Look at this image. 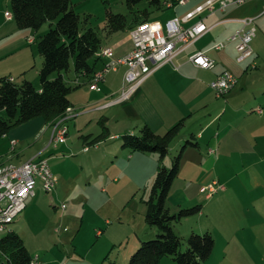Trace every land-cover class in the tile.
<instances>
[{
  "label": "rangeland",
  "instance_id": "obj_1",
  "mask_svg": "<svg viewBox=\"0 0 264 264\" xmlns=\"http://www.w3.org/2000/svg\"><path fill=\"white\" fill-rule=\"evenodd\" d=\"M194 1L191 0L190 4ZM71 2L80 18H86L84 24L92 27L102 41L106 35L104 19L107 10L123 14L126 18L124 28L129 31L135 22L142 19L138 15L145 10L147 21L152 25H163L172 11L165 6H150L147 0H141L131 8L127 6L126 0ZM244 5L234 15L255 16L261 10L256 7L241 13ZM5 11L11 13L10 0H0V59L7 58L0 67L16 72L25 61L27 76L38 77L37 69L42 58L36 42L49 25L45 22L37 30L20 28L12 16L6 19ZM254 25L257 32L250 42L253 52L247 60H236V43L220 51L222 56L219 62L226 64L238 79L231 90L218 96L222 100L245 82L250 88L249 91L256 96L254 99L250 93L248 101L264 105V17L257 18ZM240 27V23L233 22L218 25L197 44L207 47L224 42L227 36ZM231 30L233 32L225 36ZM3 31L5 33L1 34ZM208 52L212 54L214 51ZM220 63L215 62L211 68L200 73L182 71L181 75L185 76L184 81L197 76L207 80ZM8 71L5 74L9 76ZM11 75L16 78L15 82L24 78L23 74ZM74 77L70 64L64 78L71 84L70 80ZM204 84L202 83L198 93L214 98V92ZM34 85L37 86V83ZM245 106L240 110L249 111L250 105ZM240 110L238 121L235 122L238 127L246 125L244 112ZM229 111L230 108L226 107V117L229 116ZM78 115V118L66 121L67 133L64 142H55L52 132L50 137V129L42 130L36 136L31 134L40 119H43L42 116L11 126L5 134H0V161L16 163L39 155L47 159L57 177L56 186L51 192L46 193L37 188L36 195L26 200V207L9 228L22 238L32 256H38L40 264H127L131 252L137 247L138 237H152L148 236L150 227L144 221L145 199L155 176L156 165H170V151L162 160L157 153V157L153 158L146 154L148 152L139 151L130 159V150L121 147V134L116 139L106 134L95 146L85 140V137L102 135L105 128L111 125L105 120L101 123L99 115L89 114L84 110H79ZM0 116H5L3 111H0ZM54 123L49 122L51 128ZM184 131V127H181L180 134H184ZM176 139L178 138L173 141ZM12 141L16 144L12 145ZM85 146L87 149H84ZM173 147L172 143L171 150ZM176 148L172 154L177 152L179 145ZM242 163L245 162L237 165ZM191 164L190 161H182V170L175 180V185H182L180 183L184 182L189 197L195 195V189L200 188L203 181L197 175L198 171L195 173V170H187L186 167ZM253 166L258 172L254 177L241 173L233 181L220 182L215 179L224 188L212 192L210 200L205 199L204 194L196 197L202 205L201 214L194 213L174 223L173 230L181 239V249H184V240L191 228L195 232L199 230L198 233L205 230L203 226L209 228L214 237V246L202 264H264V156H258L253 161ZM251 183L250 188L248 184ZM225 187L226 191H222ZM168 206L170 207L169 204ZM170 208L171 212L179 209L175 205ZM160 264L177 263L170 257L162 256Z\"/></svg>",
  "mask_w": 264,
  "mask_h": 264
},
{
  "label": "crops",
  "instance_id": "obj_2",
  "mask_svg": "<svg viewBox=\"0 0 264 264\" xmlns=\"http://www.w3.org/2000/svg\"><path fill=\"white\" fill-rule=\"evenodd\" d=\"M163 1L165 0H162V3ZM204 1L205 0H195L193 4H190L191 0H186L183 4L176 3L172 6L165 7L172 9L171 14L169 15L171 18L182 17L185 13L191 11ZM244 4L227 7L224 11L216 10L211 13L204 11L185 22L184 24L189 26L198 20H202L209 29L183 53L175 58L174 63L176 68L171 64H164L156 69L141 84L138 91L128 101L107 107L103 106L104 103H106V101L118 90L122 81V75L125 69L124 66H121L117 71L110 72L106 75L105 80L100 84V91L92 90L86 83L87 77H81L80 79L83 83L74 88L69 94L71 108L73 109L72 116L69 119L74 117L78 118L79 110H84V112H89V114H97V116L99 115L100 117L101 123L105 120L107 124L111 125L110 127L107 126L106 130L109 137L114 139L124 133L135 134L145 124L156 132L163 133L176 122L183 120L182 127H184L186 131L183 132L184 134H180L179 132L178 139L173 141L174 147L172 150L171 148L169 150L170 155L173 153L172 151H175L174 149H177V145L180 146V143L185 140L189 133H194V139L197 141V146L193 147L188 145L184 148L177 176H179V173L182 170V161H190L192 164L186 167L187 170H195V173L198 171L197 175L201 177L203 181L201 182L202 184L200 188L195 189V195L189 197L187 190L184 188V182L180 183L182 185H175L176 176L173 180L167 200L170 207L173 205L176 207L178 206V208L199 205L200 211L198 214H201L202 205L198 202L196 197L198 195L200 196V194H204L205 199L210 200L211 198V196H206L202 190L204 185L215 179L220 182L233 181V179H237L239 177L238 175L241 173L244 175L247 174L248 177L258 175L257 169L253 166V161L257 159L258 156H264V105H259L258 103L255 104V101H248V97L252 92L249 91L250 88L245 82L236 90L229 92L225 100L220 99V97L216 95L212 98L207 96L204 97V95L198 93L202 83H205L204 85L211 89L209 87L210 80L215 78L223 70H228L232 73L234 72L229 70V68L225 66L226 64L219 62L221 61L220 58L222 56L220 51L225 50L227 46L232 43L228 42L221 50H215L211 48V44L206 47L198 45L197 42L206 33L218 25L232 22L240 23L238 19L244 17V15L237 16L234 14L235 11L243 5L244 7L241 13H245V11L256 7L261 8V10L264 9V0H247ZM163 7L164 6L160 8ZM147 17L148 16L146 15V18ZM259 17L264 16H258L257 18ZM232 32L233 31L231 30L225 36ZM4 33L5 31L1 32V34ZM101 46H111L115 56L129 52L132 49L129 30L123 28L111 33H106L104 40H101ZM197 50H204L207 54H209V50L214 51L209 55L215 60V62H217V64L220 63L221 65L217 66L214 73L210 75L207 80H203L199 78L200 76H197L195 79L190 78L184 81L185 78L183 77L185 76L181 75L182 71H194L195 73L205 71L204 68H198L192 65L187 58L190 53ZM6 60V57L1 58L0 64ZM105 60V58L97 57L96 59L92 58L90 62L93 69L96 70L101 67ZM23 63L22 66H20V69L16 72H13V70L10 69L8 71L5 67H0V76H7L15 80L16 78L11 74H23L24 78L31 80L34 84L37 83V86L33 85L39 89L40 84L38 77H36V75L27 76L25 68L27 63H25V61ZM7 71L10 73L9 76L5 74ZM199 92L201 93V91ZM252 94L255 99V94ZM249 105V111L240 110L243 106L248 107ZM226 107L227 109L230 108L228 117H226L225 114ZM257 108L261 109V112H258L256 110ZM239 110L244 112L243 119L246 121V125L242 127H238V124L235 125V122L238 121ZM48 129H50L51 137L52 128L50 127L49 122L40 119L38 126L35 130L31 131V134L36 136L38 132H41L42 130L47 131ZM37 137L40 138V136ZM202 147L204 148L203 150ZM129 152H131V154H129V158L131 159L133 158V154L136 156L138 151ZM146 154H150L153 158L157 157L154 152H148ZM22 161L23 160H20L16 163ZM239 162L245 163L237 165ZM2 163L5 162L0 161V164ZM209 178H211L209 181H205V179ZM256 184L259 183L256 181ZM250 185H252V183L248 184L251 188L252 186ZM222 191H226V187ZM192 192H194V189ZM170 207L169 209L171 210ZM203 227L205 230H209L208 227ZM191 229L195 231L193 228ZM197 231L199 232V230Z\"/></svg>",
  "mask_w": 264,
  "mask_h": 264
},
{
  "label": "trees",
  "instance_id": "obj_3",
  "mask_svg": "<svg viewBox=\"0 0 264 264\" xmlns=\"http://www.w3.org/2000/svg\"><path fill=\"white\" fill-rule=\"evenodd\" d=\"M140 1L126 0V4L131 8ZM147 2L156 8L164 6L161 0ZM10 4L12 18L18 27L37 30L45 22L49 27L36 42L42 58L37 70L40 88L26 78L15 82L10 77L0 76V111L5 114L0 116V134L38 116L50 122L65 113L71 107L69 94L79 85L69 84L64 73L72 64L75 76L84 73L89 77L95 71L90 60L97 58L95 53L101 47V38L92 27L84 24L86 18H80L71 0H10ZM146 15V10L138 15L142 17L138 22L147 20ZM125 25L123 14L106 11V33L121 30ZM182 126L183 120H180L165 132L158 133L145 124L135 134H122L121 147L130 151L154 152L162 160L169 154L170 145ZM103 133L92 138L86 136L85 140L94 145L108 135L106 128ZM194 138V133L188 134L177 152L170 155L169 166L162 163L157 166L145 199L144 213V221L150 227L148 236L152 237H138L137 247L131 252L127 264H160L162 256L172 258L177 264H202L211 254L214 237L209 230L202 233L190 231L184 240V249H181V239L173 230L174 223L182 217L199 213V205L183 206L171 212L167 203L184 148L197 146ZM32 258L22 238L12 229L1 235L0 264H31Z\"/></svg>",
  "mask_w": 264,
  "mask_h": 264
},
{
  "label": "built area",
  "instance_id": "obj_4",
  "mask_svg": "<svg viewBox=\"0 0 264 264\" xmlns=\"http://www.w3.org/2000/svg\"><path fill=\"white\" fill-rule=\"evenodd\" d=\"M186 0H165L166 7L176 3L183 4ZM247 0H205L182 17H173L166 20L163 25H152L147 20L136 23L129 31L132 49L119 56H115L111 46H101L95 55L105 58L100 68L96 69L86 83L95 91H100V84L105 80L106 75L115 72L119 67L124 66L121 84L112 97H110L104 107L114 104H121L128 101L140 88L141 84L159 67L164 64H171L174 68L175 58L190 47L200 38L209 27L202 20L186 26L184 23L194 18L204 11L214 12L224 11L227 7L239 6ZM7 19L12 14L4 12ZM264 16V9L258 15L244 16L238 19L241 24L229 35L224 42H217L211 46L215 50H221L226 43H236L238 51L237 61L247 60L252 55L250 42L255 36V19ZM188 60L198 68L208 69L215 64V60L207 55L204 50H197L187 56ZM81 74L75 76L71 81L73 85H81ZM234 73L223 70L215 78L210 80L209 87L216 96H222L231 90L237 83ZM261 112V109H256ZM73 109L67 108L65 113L54 120L52 126V137L55 142L66 140V121L72 116ZM52 139V138H51ZM15 145V141H12ZM87 149V146L84 147ZM39 179V181H38ZM57 183V177L52 172L47 159L39 155L33 156L19 163L5 162L0 164V237L9 231V225L15 221L19 213L26 207V200L36 195L37 188L44 192H51ZM224 185L212 181L202 187L207 196L217 189H223ZM31 264H40L37 255L33 256Z\"/></svg>",
  "mask_w": 264,
  "mask_h": 264
}]
</instances>
